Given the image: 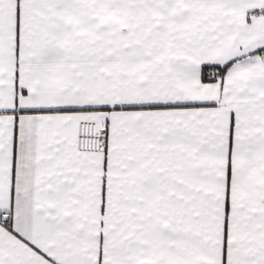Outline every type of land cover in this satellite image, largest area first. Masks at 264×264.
Wrapping results in <instances>:
<instances>
[{
    "label": "snow or ice",
    "instance_id": "obj_1",
    "mask_svg": "<svg viewBox=\"0 0 264 264\" xmlns=\"http://www.w3.org/2000/svg\"><path fill=\"white\" fill-rule=\"evenodd\" d=\"M0 264H264V0H0Z\"/></svg>",
    "mask_w": 264,
    "mask_h": 264
}]
</instances>
